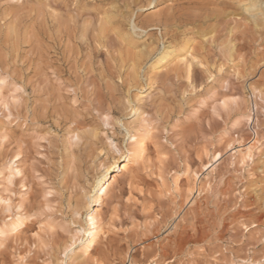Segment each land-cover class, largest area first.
<instances>
[{
	"label": "clouds",
	"instance_id": "obj_1",
	"mask_svg": "<svg viewBox=\"0 0 264 264\" xmlns=\"http://www.w3.org/2000/svg\"><path fill=\"white\" fill-rule=\"evenodd\" d=\"M0 81V264H264V0H0Z\"/></svg>",
	"mask_w": 264,
	"mask_h": 264
},
{
	"label": "snow or ice",
	"instance_id": "obj_2",
	"mask_svg": "<svg viewBox=\"0 0 264 264\" xmlns=\"http://www.w3.org/2000/svg\"><path fill=\"white\" fill-rule=\"evenodd\" d=\"M108 25L105 24V27H107ZM135 30V29H134ZM201 67H203V65H201ZM223 70V69H221ZM189 78L191 79V65H189ZM0 83H3V81H0ZM69 91L71 92L72 89H69ZM238 103V99L237 98H233L231 100V104L229 103V101H225L223 104V108L225 111H229L230 108L232 106H236ZM213 113L217 116L220 117L221 113L219 111H217L215 108L213 109ZM104 119L107 121L110 119V117L105 116ZM121 127H123V125H121ZM85 133L87 134H91L92 130L91 129H85L84 130ZM52 135H55V133H52ZM38 141L43 142L47 140L46 136H38L37 137ZM70 142L73 145V147H77L82 143V139H81V133L80 132H75L71 137H70ZM109 143H111V141H109ZM113 147H115L113 145ZM251 158V149H249V153L248 155L245 157V159H250ZM243 163V161H242ZM8 171H9V176H8V183L11 184L12 180H13V176H14V168L12 167L11 163L9 164L8 167ZM74 171H75V167H74ZM48 196H51V193H48ZM0 203H7L9 204V206L11 205V201H0ZM49 212L53 211L54 209L49 207L47 209ZM87 219L92 223V225H95V221L92 219V217H87ZM40 227L43 229L46 226L44 224H41ZM48 230L55 232L56 228L54 225H47ZM35 235H37V238H39V234L36 233ZM40 245L42 249H48L50 247V244L48 241L40 239ZM75 248L73 245H65L62 248V256H63V260L61 262V264H72V258H73V254H74ZM81 257H86V252L85 253H81ZM23 259V258H22Z\"/></svg>",
	"mask_w": 264,
	"mask_h": 264
},
{
	"label": "rangeland",
	"instance_id": "obj_3",
	"mask_svg": "<svg viewBox=\"0 0 264 264\" xmlns=\"http://www.w3.org/2000/svg\"><path fill=\"white\" fill-rule=\"evenodd\" d=\"M7 15L11 18L12 24L10 27H14L15 30L20 33L23 31V26L27 23L28 17L22 12V10L12 7L7 10ZM34 23V22H33ZM31 30V29H30ZM41 29L39 26L35 29V34L38 37ZM47 42H37L34 47L31 49L32 51V59L34 61H41L47 62V57L51 55L47 48ZM58 51L64 57L65 62L69 60L73 54V48L65 41V43L58 48ZM21 56H27L28 51L25 50V46H21L19 49ZM55 60V58H53ZM2 131V130H0ZM115 170L113 169L111 172H108L107 175L113 174Z\"/></svg>",
	"mask_w": 264,
	"mask_h": 264
},
{
	"label": "bare ground",
	"instance_id": "obj_4",
	"mask_svg": "<svg viewBox=\"0 0 264 264\" xmlns=\"http://www.w3.org/2000/svg\"><path fill=\"white\" fill-rule=\"evenodd\" d=\"M120 166H122V164H121ZM114 173H115V172H113V174H110V175H113V176H114ZM106 175H107V173H106Z\"/></svg>",
	"mask_w": 264,
	"mask_h": 264
}]
</instances>
